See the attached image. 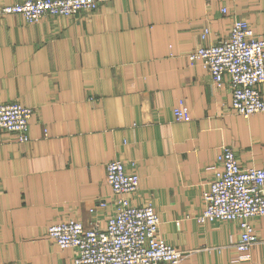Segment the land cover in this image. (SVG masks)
I'll return each mask as SVG.
<instances>
[{"label": "crops", "instance_id": "1", "mask_svg": "<svg viewBox=\"0 0 264 264\" xmlns=\"http://www.w3.org/2000/svg\"><path fill=\"white\" fill-rule=\"evenodd\" d=\"M234 20L264 36V0H104L36 23L0 16V104L34 110L27 142L0 132V264H72L74 251L46 230L105 226L112 160L137 174L132 203L152 204L159 236L183 254L178 264H264V217L251 220L258 242L240 261L237 222L197 221L223 147L242 168L264 165V113L236 115L228 78L218 89L187 58ZM259 91L264 98V83ZM178 107L188 121L175 119Z\"/></svg>", "mask_w": 264, "mask_h": 264}, {"label": "built area", "instance_id": "2", "mask_svg": "<svg viewBox=\"0 0 264 264\" xmlns=\"http://www.w3.org/2000/svg\"><path fill=\"white\" fill-rule=\"evenodd\" d=\"M103 1L25 0L0 6V16L17 14L27 23H36L46 17L90 13ZM208 34L209 30L203 29L201 39ZM187 58L191 63L199 62L218 89L228 78L236 115L248 118L264 113V98L259 91L264 83V36L256 35L248 22L234 20L225 38L198 47ZM33 112V108L18 102L0 104V132L12 135L16 142H27ZM173 113L177 121L190 119L181 107ZM216 162L214 179L202 194L204 207L197 221L237 222L240 235L232 249L233 260L240 261L258 242L251 220L264 217V165L242 168L229 147L221 149ZM104 170L113 207L105 226L85 228L77 221H62L47 228L46 238L58 249H72V264H178L183 254L159 236V218L152 204L132 203L139 186L137 174L118 160L107 162ZM107 205L101 200L96 206Z\"/></svg>", "mask_w": 264, "mask_h": 264}]
</instances>
